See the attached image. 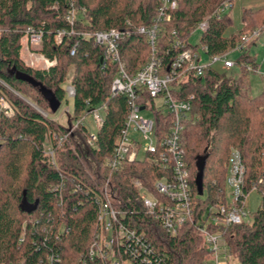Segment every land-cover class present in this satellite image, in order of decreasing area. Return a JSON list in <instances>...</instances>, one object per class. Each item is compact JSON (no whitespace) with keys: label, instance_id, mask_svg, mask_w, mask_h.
I'll list each match as a JSON object with an SVG mask.
<instances>
[{"label":"trees","instance_id":"trees-1","mask_svg":"<svg viewBox=\"0 0 264 264\" xmlns=\"http://www.w3.org/2000/svg\"><path fill=\"white\" fill-rule=\"evenodd\" d=\"M176 1L178 6L168 12L170 20L158 23L153 51L148 30L159 17L162 0H75L79 8L86 9L85 15L77 16L74 35L64 37L60 43L55 40L56 31L71 27L65 19L67 0H0V97L7 98L15 110L12 117L0 115V264H102L84 263L80 256L95 232V194L109 177L113 202L123 221L144 232L172 264H197L207 256L196 227L186 223L176 235L166 232L147 213L140 191L133 187L132 179L139 178L154 191L153 183L165 174L157 161L124 162L116 172L103 167L125 124L129 102L126 94L111 92L116 67L108 63L106 74L103 73L104 47L93 36L85 37L82 33L109 29L129 32L118 41V46L126 73L133 76L152 55L161 63L162 72L168 71L182 50L173 46V30L186 48L206 45L208 57L230 52L242 43L246 30H264V6L245 8L244 28L230 33L232 19L228 13L221 18L212 16L217 7L229 0ZM205 19L207 29L202 31L197 44L190 43V35ZM142 26L147 32L138 31ZM29 28L42 33L37 51L56 59V65L46 70L24 63L22 39ZM253 43L251 40L246 45ZM247 49L236 59L245 72L246 63L256 66ZM66 82L74 85L76 94L72 99L73 112H68L67 122L62 123L52 118L57 111L52 109L41 87L53 91L62 105L69 100ZM243 83L213 66H208L202 77L189 72L174 82L180 86L178 96L194 95L192 114L198 115L197 119L184 122L181 133L197 217L210 205L225 200L231 149H239L243 156L247 191L260 178L264 182V90L250 95L244 91ZM139 89L138 102L153 110L159 127L168 125L170 116L156 110L149 92ZM105 103L106 118L98 130L97 147L88 146L87 128L81 126L57 147L55 163L45 155L42 145L52 131L63 132L91 107ZM201 166L202 194L196 183ZM60 183H64L63 191L55 190L53 187ZM256 191L262 202L252 212L251 220L221 230L230 254L241 264H264V183ZM49 255H54L51 261L47 259Z\"/></svg>","mask_w":264,"mask_h":264},{"label":"built area","instance_id":"built-area-1","mask_svg":"<svg viewBox=\"0 0 264 264\" xmlns=\"http://www.w3.org/2000/svg\"><path fill=\"white\" fill-rule=\"evenodd\" d=\"M232 1L222 3L215 9L212 16L221 18L227 14L226 11L232 5ZM162 2L163 5L159 8V17L155 20L154 27L148 30L150 34L149 44L153 51L155 50L159 21L170 20L171 16L168 12L178 6L176 0H162ZM67 3L65 19L71 27L60 28L56 31L55 40L57 43H60L64 37L74 35V24L77 16H84L86 12L85 8H79L76 5L75 0H67ZM127 23L130 24V21L127 20ZM206 27L207 19L201 21L197 26L203 31L207 29ZM138 31L140 33L147 32L143 26L139 27ZM1 32L2 29L0 28ZM261 32V28L245 31L241 36L242 43H239L231 51L243 52L246 44L258 38ZM82 33L85 37L93 36L96 43L104 47L101 58L103 73L106 74L108 63H113L116 67V76L110 85L111 92L113 95L126 94L129 102L127 119L121 128L111 156L104 159L103 167L110 172H116L122 168L124 162L157 161L163 167L165 174L153 183L154 191L146 187L139 178H133L131 181L133 187L140 191V199L143 201L147 213L159 221L162 228L171 235L178 234L186 223L197 228L207 250V256L197 264H229V260L233 256L229 252L221 230L233 224L249 222L252 215L247 209V196L250 191L246 189V169L243 156L237 148L230 150L226 188L224 189L225 200L210 205L201 217H197L194 199H192L191 171L185 157V149L181 143V133L184 129V122L192 118L197 119L198 115L192 114L194 95L190 93L178 96L176 92L179 91L180 86L174 85V82L189 72L202 77L205 69L217 62H221L226 69H231L237 64L236 60L230 59L228 56L231 51L208 57L206 45L200 46L201 51L198 48H186V44L177 38V31L173 30L172 35L175 37L173 46H179L182 50L176 54L168 71L162 72L161 63L152 55L146 66L139 70L136 75L130 76L126 73L125 63L121 58L118 46V41L129 35V32L121 29H109L95 31L93 34ZM25 36L28 45L36 52L42 43V33L29 28ZM74 52L73 50L72 53ZM37 53L38 55L33 57L31 66L42 62L44 66L41 68L47 70L57 64L56 59L46 58L38 51ZM203 54L208 57L207 63H202ZM244 67L250 71L254 70L249 63H246ZM139 88L148 91L153 99H162V106L156 110L170 116L171 122L168 125L159 127L155 115L148 117V119L141 115L142 111L147 110V108L138 102L141 94ZM65 91H67L68 98L73 99L76 94L71 82L65 85ZM106 107V103L91 107L85 114L90 115L96 123L97 130L95 132H91L86 123L85 115L79 116L71 124H68L63 132L52 131L42 145L45 155L54 162L57 147L62 146L81 126L87 128L88 146L97 147L98 130L104 124ZM61 110H64L62 106L57 110V113ZM68 112L70 109L66 113ZM14 113L15 110L9 100L3 96L0 97V115L7 118L12 117ZM43 114L47 115L46 113ZM52 118L59 121L56 119L58 117ZM135 132L141 135L143 143L140 142L139 137H136ZM141 152H143L142 156H140ZM263 183V178H260L258 183L252 186V189L257 190L258 186ZM63 187L64 183H60L53 188L61 191ZM227 188L230 189L228 194ZM99 189L95 194V201L98 203L95 232L88 244L89 247L80 256V260L84 263L100 261L102 264H172L169 257L159 252L144 232L131 228L123 221L113 202L114 193L111 188V177ZM53 257L54 255H49L47 259L51 261Z\"/></svg>","mask_w":264,"mask_h":264},{"label":"rangeland","instance_id":"rangeland-1","mask_svg":"<svg viewBox=\"0 0 264 264\" xmlns=\"http://www.w3.org/2000/svg\"><path fill=\"white\" fill-rule=\"evenodd\" d=\"M236 1V0H235ZM235 3V2H234ZM235 8H240V4L239 2L237 3V5H235ZM231 7H229V9L226 11V13L231 15V19H232V25H236L235 27H238L241 20V16L239 14V17H236L234 15V13H232L231 11ZM238 13V12H237ZM203 29L200 28H196L192 34L189 37V42L192 44H197L200 36L202 34ZM248 31V30H246ZM257 40V39H256ZM264 41V30H262L261 34L259 35L258 41L257 43H253L250 44V46L248 47V53L249 55H252L253 57H255L257 63H258V67L257 69H259L258 72L255 71H243V69H240V66L238 64H235V66H233L231 69H226L223 64L221 62H217L216 64L213 65V67L215 69L220 70L221 72H225L228 76L230 77H234L235 79L239 80V81H248V83H250L251 88L249 91L244 90L246 93L249 94H255V92H260L261 88H263L264 86V46L262 45ZM22 54L21 57L24 61L25 64H28L30 67H34V68H41L42 66H44V64L42 62L40 63H36L35 65L31 66V62H33V57H35V55H38L37 51L35 52L33 49H31V47L28 45L27 43V37H23L22 39ZM199 51H201V47L198 48ZM33 53V55H32ZM241 53V51L238 50H233L231 51V53H229V58L236 60V58L238 56H240L239 54ZM202 63L205 62L207 63L208 57H206L205 54L202 55ZM247 83V82H246ZM68 82L65 83V85H67ZM68 102H66L65 100L62 102V107L64 108V112L60 111L57 114H55L53 117H58L56 119H59L60 122L65 123L67 122V110L70 109V113L72 114L73 112V105H72V98H68ZM155 106L156 108H160V106H162L163 101L161 98H155ZM61 114V115H60ZM60 115V116H59ZM141 115L145 118L148 119V117H154L153 115V110H151L150 108H148L147 110L142 111ZM83 116V114H82ZM86 118V123L89 126L91 132H95L97 130V126L96 123L94 122L93 118H91L90 115H85ZM136 133V132H135ZM134 133V135H135ZM136 137H139L140 142L143 143L142 137L139 133H136ZM143 155V152H141L140 156ZM226 188V187H225ZM230 189L227 188V194L229 193ZM206 196L203 195L202 197L204 198ZM248 200H247V209L248 211H250L251 213L253 211H255L258 207H260L261 202H262V196H260V194L256 191V189H252L249 194H248ZM229 264H241L240 262H238L237 260H235L234 258H231L229 260Z\"/></svg>","mask_w":264,"mask_h":264},{"label":"crops","instance_id":"crops-1","mask_svg":"<svg viewBox=\"0 0 264 264\" xmlns=\"http://www.w3.org/2000/svg\"><path fill=\"white\" fill-rule=\"evenodd\" d=\"M235 2V3H234ZM239 2V4H240V8H235V5H237V3ZM261 6H264V0H233L232 1V5L230 6L232 9H231V11H232V13H234V15L236 16V17H239V14H240V16H241V18H240V20H241V22H240V24H239V26L238 27H235L236 25H231V29H230V33L231 32H234V33H237V32H240L244 27V23H243V20H242V16H243V10L245 9V8H252V9H257V7H261ZM238 12V13H237ZM230 15V14H229ZM230 17H231V15H230ZM259 38V37H258ZM258 38H256V39H253L254 41H255V43H257V41H258ZM251 42V41H250ZM262 45L264 46V41H263V43H262ZM248 48V45H246V47H245V49H247ZM22 49V48H21ZM242 53V52H241ZM241 53L239 54V55H241ZM239 57V56H238ZM237 57V58H238ZM236 58V59H237ZM255 58V57H254ZM256 60V59H255ZM239 65V64H238ZM240 66V69H242V66L241 65H239ZM257 67H258V63H257V61H256V66L255 67H253L254 68V70H251V71H255V72H258L259 71V69H257ZM247 71H250V70H248L247 69ZM247 82V83H246ZM244 90H247V91H249L250 90V88H251V85H250V83H248V81H244ZM264 86V85H263ZM262 90H264V87L263 88H261V91ZM260 91V92H261ZM260 92H255V94H250V95H257V94H259Z\"/></svg>","mask_w":264,"mask_h":264},{"label":"water","instance_id":"water-1","mask_svg":"<svg viewBox=\"0 0 264 264\" xmlns=\"http://www.w3.org/2000/svg\"><path fill=\"white\" fill-rule=\"evenodd\" d=\"M21 78L25 79V80H28L30 82H32L33 84H38L36 81H33L31 78H28L27 76H21ZM41 90L43 92H45L47 94V97H48V100L50 102V106H52V109L54 111H57L61 105H60V102L58 101V99L56 98L55 94L53 91H50V90H46L44 87H41ZM40 112L42 113H45L41 108H39L38 106H36ZM200 172L198 173L197 175V179H196V183L198 185V191L200 194L203 193V184H202V176H203V170H202V166L200 167Z\"/></svg>","mask_w":264,"mask_h":264}]
</instances>
